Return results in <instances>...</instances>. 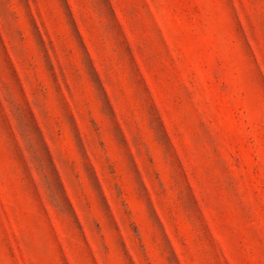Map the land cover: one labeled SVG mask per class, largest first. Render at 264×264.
Listing matches in <instances>:
<instances>
[{
  "label": "rangeland",
  "instance_id": "1",
  "mask_svg": "<svg viewBox=\"0 0 264 264\" xmlns=\"http://www.w3.org/2000/svg\"><path fill=\"white\" fill-rule=\"evenodd\" d=\"M0 264H264V0H0Z\"/></svg>",
  "mask_w": 264,
  "mask_h": 264
}]
</instances>
